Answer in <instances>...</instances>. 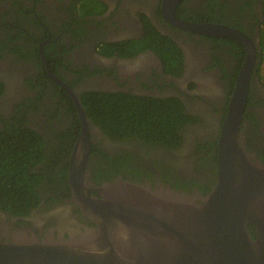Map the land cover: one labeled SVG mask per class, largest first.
<instances>
[{"label": "flooded vegetation", "instance_id": "obj_1", "mask_svg": "<svg viewBox=\"0 0 264 264\" xmlns=\"http://www.w3.org/2000/svg\"><path fill=\"white\" fill-rule=\"evenodd\" d=\"M165 2L0 0V134L29 129L45 146L34 165L43 175L40 199L24 215L0 209V243L22 232L40 241L68 238L94 226L71 200L68 160L82 125L71 94L89 127L88 185L120 178L197 196L214 187L218 136L246 48L175 26ZM173 15L232 27L255 43L239 136L245 152L264 164V0H177ZM92 92L177 112L178 103L177 137L151 144L110 136L87 115L83 95Z\"/></svg>", "mask_w": 264, "mask_h": 264}, {"label": "water", "instance_id": "obj_2", "mask_svg": "<svg viewBox=\"0 0 264 264\" xmlns=\"http://www.w3.org/2000/svg\"><path fill=\"white\" fill-rule=\"evenodd\" d=\"M166 1L163 10L175 26L234 38L246 48L218 136L214 187L197 196L120 178L88 185L89 127L71 94L82 123L68 160L71 200L94 226L41 241L17 234L0 243V264H264V164L245 152L239 136L255 43L226 25L177 21V0Z\"/></svg>", "mask_w": 264, "mask_h": 264}, {"label": "trees", "instance_id": "obj_3", "mask_svg": "<svg viewBox=\"0 0 264 264\" xmlns=\"http://www.w3.org/2000/svg\"><path fill=\"white\" fill-rule=\"evenodd\" d=\"M261 37L264 40V29ZM261 65V77L264 80V56ZM83 97L85 107L90 110L88 117L94 123H99L104 132L112 137H135L151 144H172L177 137L178 130L174 124L178 119L174 121V118L180 115L178 103L177 112L170 107L145 105L130 98L127 101L108 99L110 96L97 92L86 93ZM76 137L77 134L73 137V143ZM44 150L42 137L29 129H14L7 134H0L2 211L11 215H24L31 207L36 206L40 199L38 186L43 175L34 165L42 160ZM63 177L67 178L66 170ZM97 178L99 179L98 176Z\"/></svg>", "mask_w": 264, "mask_h": 264}]
</instances>
